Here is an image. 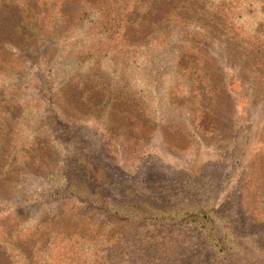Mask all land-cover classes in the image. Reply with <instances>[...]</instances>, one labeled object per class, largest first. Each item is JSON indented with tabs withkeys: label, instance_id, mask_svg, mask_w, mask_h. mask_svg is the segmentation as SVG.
Wrapping results in <instances>:
<instances>
[{
	"label": "rangeland",
	"instance_id": "374dc122",
	"mask_svg": "<svg viewBox=\"0 0 264 264\" xmlns=\"http://www.w3.org/2000/svg\"><path fill=\"white\" fill-rule=\"evenodd\" d=\"M80 5L0 0V264H264V0H135L111 39ZM70 183L212 213L224 262Z\"/></svg>",
	"mask_w": 264,
	"mask_h": 264
},
{
	"label": "trees",
	"instance_id": "16d2710c",
	"mask_svg": "<svg viewBox=\"0 0 264 264\" xmlns=\"http://www.w3.org/2000/svg\"><path fill=\"white\" fill-rule=\"evenodd\" d=\"M135 0H80V11L78 14V25L81 29L87 30L86 34L99 31L104 39H111L113 35H117L121 30V23H125L129 6ZM127 3V7L125 6ZM131 8V7H130ZM168 16V15H167ZM95 18L90 22L93 26L85 28L82 20ZM88 24V22H85ZM95 65V64H94ZM93 191L87 186L77 183H70L62 192L64 196L77 197L79 200H86L93 203L95 210L105 213L119 219H128L129 221H148L160 224H168L174 221L184 220L186 223H193L194 229L198 230L202 236L206 237L209 246L214 256H217L223 261L226 256L228 244L230 243V233L226 229H220L216 223V216L210 212L197 210L198 208H185L184 210L177 209L171 205L166 208L154 207L148 205H128L119 204L113 201L103 199L104 204L100 201V194H92ZM219 220H225L219 217ZM219 234L222 235V246L218 242ZM237 262V260H236Z\"/></svg>",
	"mask_w": 264,
	"mask_h": 264
}]
</instances>
